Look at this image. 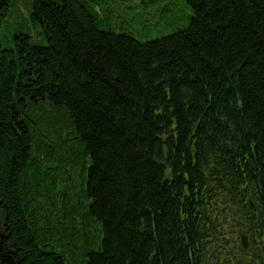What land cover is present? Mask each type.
I'll return each mask as SVG.
<instances>
[{
    "label": "trees",
    "instance_id": "1",
    "mask_svg": "<svg viewBox=\"0 0 264 264\" xmlns=\"http://www.w3.org/2000/svg\"><path fill=\"white\" fill-rule=\"evenodd\" d=\"M14 1L0 264H206L218 207L248 192L264 223V0H182L187 24L147 40L105 28L113 0H32L44 45L2 31Z\"/></svg>",
    "mask_w": 264,
    "mask_h": 264
},
{
    "label": "rangeland",
    "instance_id": "2",
    "mask_svg": "<svg viewBox=\"0 0 264 264\" xmlns=\"http://www.w3.org/2000/svg\"><path fill=\"white\" fill-rule=\"evenodd\" d=\"M113 1L111 15L116 7H119V12L117 18L111 20V25L106 24L105 28L131 33L140 40L168 35L188 21L189 10L182 0H154L151 14L143 12L138 17H133V12L126 9L124 3ZM31 4L32 0H15L2 20V31L8 26L12 33L22 31L28 34L30 43L44 45L46 42L41 29L30 21Z\"/></svg>",
    "mask_w": 264,
    "mask_h": 264
},
{
    "label": "bare ground",
    "instance_id": "3",
    "mask_svg": "<svg viewBox=\"0 0 264 264\" xmlns=\"http://www.w3.org/2000/svg\"><path fill=\"white\" fill-rule=\"evenodd\" d=\"M141 8H139V10H140ZM137 13H142V11L140 10V11H137Z\"/></svg>",
    "mask_w": 264,
    "mask_h": 264
}]
</instances>
